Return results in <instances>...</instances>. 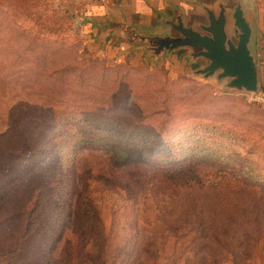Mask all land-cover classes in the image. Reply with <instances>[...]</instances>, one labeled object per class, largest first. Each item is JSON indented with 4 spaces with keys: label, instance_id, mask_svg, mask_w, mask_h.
I'll list each match as a JSON object with an SVG mask.
<instances>
[{
    "label": "rangeland",
    "instance_id": "1",
    "mask_svg": "<svg viewBox=\"0 0 264 264\" xmlns=\"http://www.w3.org/2000/svg\"><path fill=\"white\" fill-rule=\"evenodd\" d=\"M85 0H0V264H264V105L89 54Z\"/></svg>",
    "mask_w": 264,
    "mask_h": 264
},
{
    "label": "crops",
    "instance_id": "2",
    "mask_svg": "<svg viewBox=\"0 0 264 264\" xmlns=\"http://www.w3.org/2000/svg\"><path fill=\"white\" fill-rule=\"evenodd\" d=\"M237 0H144L151 14H138L136 0H93L88 18L92 22L86 28L89 54L104 56L108 61L162 65L172 77L191 75L199 68V62H192L187 49L152 55L147 49L137 48L131 42L135 37L156 39L170 35L166 25L169 20L182 16L183 20L195 26L204 21L203 6L218 9L227 5L230 11ZM246 16L253 22L252 50L258 65V83L264 85V0H243ZM162 5V7H161ZM136 41V40H135ZM144 45V44H143Z\"/></svg>",
    "mask_w": 264,
    "mask_h": 264
},
{
    "label": "water",
    "instance_id": "3",
    "mask_svg": "<svg viewBox=\"0 0 264 264\" xmlns=\"http://www.w3.org/2000/svg\"><path fill=\"white\" fill-rule=\"evenodd\" d=\"M242 1L237 0L230 11L225 4L218 9L203 6L206 14L203 22L193 26L178 16L166 22L170 35L156 39L135 37L131 42L156 57L187 49L190 52L186 57L201 63L190 72L193 77L204 82L214 79L228 90L254 96L259 91V83L252 50L253 22L246 16Z\"/></svg>",
    "mask_w": 264,
    "mask_h": 264
},
{
    "label": "built area",
    "instance_id": "4",
    "mask_svg": "<svg viewBox=\"0 0 264 264\" xmlns=\"http://www.w3.org/2000/svg\"><path fill=\"white\" fill-rule=\"evenodd\" d=\"M85 7V13L86 14H90V4L89 3H85L84 5ZM250 100L254 103L260 104V105H264V92L262 91H258V93L254 96H249Z\"/></svg>",
    "mask_w": 264,
    "mask_h": 264
},
{
    "label": "clouds",
    "instance_id": "5",
    "mask_svg": "<svg viewBox=\"0 0 264 264\" xmlns=\"http://www.w3.org/2000/svg\"><path fill=\"white\" fill-rule=\"evenodd\" d=\"M136 4H137L136 10L138 14H148V15L151 14V9L148 8L146 4H144V0H136Z\"/></svg>",
    "mask_w": 264,
    "mask_h": 264
},
{
    "label": "trees",
    "instance_id": "6",
    "mask_svg": "<svg viewBox=\"0 0 264 264\" xmlns=\"http://www.w3.org/2000/svg\"><path fill=\"white\" fill-rule=\"evenodd\" d=\"M85 2L89 3L90 4V7H91V3L93 2V0H85ZM259 90L262 91V92H264V85L263 84L260 86V89Z\"/></svg>",
    "mask_w": 264,
    "mask_h": 264
}]
</instances>
